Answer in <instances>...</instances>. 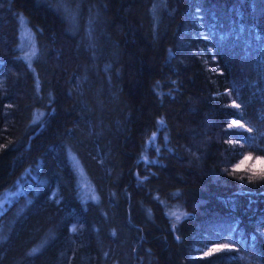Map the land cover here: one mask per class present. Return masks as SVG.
<instances>
[{"label": "trees", "instance_id": "obj_1", "mask_svg": "<svg viewBox=\"0 0 264 264\" xmlns=\"http://www.w3.org/2000/svg\"><path fill=\"white\" fill-rule=\"evenodd\" d=\"M156 1L0 0V264H264V0Z\"/></svg>", "mask_w": 264, "mask_h": 264}, {"label": "snow or ice", "instance_id": "obj_2", "mask_svg": "<svg viewBox=\"0 0 264 264\" xmlns=\"http://www.w3.org/2000/svg\"><path fill=\"white\" fill-rule=\"evenodd\" d=\"M235 107V105H233ZM234 127H243V125L236 124L233 125ZM240 172H247L249 173L252 178L264 180V161L253 160L252 156H245L244 160H242L239 164H237L232 169V173H240ZM172 215L176 216L177 220L180 219L176 213H172ZM222 246H217L213 248L207 255H211L212 252H219L221 251Z\"/></svg>", "mask_w": 264, "mask_h": 264}, {"label": "clouds", "instance_id": "obj_3", "mask_svg": "<svg viewBox=\"0 0 264 264\" xmlns=\"http://www.w3.org/2000/svg\"><path fill=\"white\" fill-rule=\"evenodd\" d=\"M245 156H252L253 157V160L264 161V156H257V155L251 154V153H249V154H247ZM243 160H244V158H243ZM247 180L249 182H254V181L259 180V179H254V178H252L251 176L248 175L247 176Z\"/></svg>", "mask_w": 264, "mask_h": 264}, {"label": "rangeland", "instance_id": "obj_4", "mask_svg": "<svg viewBox=\"0 0 264 264\" xmlns=\"http://www.w3.org/2000/svg\"><path fill=\"white\" fill-rule=\"evenodd\" d=\"M161 0H157L156 2H155V6L157 7L158 5H159V2H160ZM28 42H30V41H28ZM237 123H232V126L233 125H236ZM244 158V157H243ZM243 158L238 162V164L243 160ZM218 246H222V248H221V250H223V249H228L229 248V246H227V245H218ZM215 247H217V246H215ZM214 247V248H215ZM213 249V248H212ZM211 249V250H212ZM210 250V251H211Z\"/></svg>", "mask_w": 264, "mask_h": 264}]
</instances>
